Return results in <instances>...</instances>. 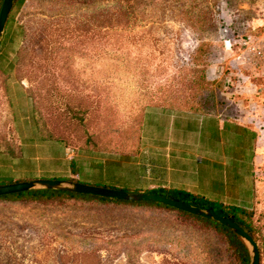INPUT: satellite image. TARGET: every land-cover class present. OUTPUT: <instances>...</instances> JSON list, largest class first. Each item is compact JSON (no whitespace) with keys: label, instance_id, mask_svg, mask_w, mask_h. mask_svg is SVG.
Returning a JSON list of instances; mask_svg holds the SVG:
<instances>
[{"label":"rangeland","instance_id":"obj_1","mask_svg":"<svg viewBox=\"0 0 264 264\" xmlns=\"http://www.w3.org/2000/svg\"><path fill=\"white\" fill-rule=\"evenodd\" d=\"M126 4L15 1L0 42V54L9 59V65L0 59V150L11 154L13 163L33 164L42 159L29 153L26 141L57 142L67 150L56 167L67 171L24 173L9 162L0 167V185L47 176L144 191L125 184L140 170L150 110L248 120L259 111L264 122V108L252 103L262 93L248 85L253 77L264 81V0H128L124 9ZM116 6L129 14L123 22L102 19L118 15ZM186 8L209 11L211 19L184 21ZM59 34L62 50L55 40ZM248 36L260 52L242 43ZM204 41L206 52L200 51ZM241 70L252 75L248 83ZM196 85L212 90L213 98L195 96ZM206 103L214 107L209 114L193 111ZM24 104L23 117L15 110ZM38 104L41 113L65 125L62 133L82 120L68 129L70 144L43 140ZM113 121L121 128L123 149L99 150L110 137L100 131ZM247 208L264 237V197ZM206 251L219 253L209 257ZM176 263L228 264V259L213 232L166 209L74 199L50 205L0 201V264Z\"/></svg>","mask_w":264,"mask_h":264},{"label":"crops","instance_id":"obj_2","mask_svg":"<svg viewBox=\"0 0 264 264\" xmlns=\"http://www.w3.org/2000/svg\"><path fill=\"white\" fill-rule=\"evenodd\" d=\"M0 59L9 65L7 56L0 54ZM256 87L262 94L252 103L256 109L264 108V84ZM18 102L20 105L22 100ZM19 107L15 111L24 117L27 106ZM249 118L150 110L145 118L140 170L125 186L144 191L181 189L242 207L258 203L264 197V122L259 111L256 115L251 112ZM27 131L34 133L31 125ZM25 144L41 162L29 164L15 159L13 163L8 157L13 158L11 154L0 150V167L10 162L16 171L24 173L65 170L56 167L57 160L66 159L67 148L60 143L30 140Z\"/></svg>","mask_w":264,"mask_h":264},{"label":"trees","instance_id":"obj_3","mask_svg":"<svg viewBox=\"0 0 264 264\" xmlns=\"http://www.w3.org/2000/svg\"><path fill=\"white\" fill-rule=\"evenodd\" d=\"M92 2H105V3H111V2H123L128 4V0H87ZM4 0H0V11ZM127 4L124 6H116L115 12L118 15H111L110 17H102V19L107 20L111 23V20L114 22L121 23L125 20L126 17H128V13L123 11L127 7ZM12 13L15 12L16 6ZM130 13V12H129ZM13 15V14H12ZM182 19L185 20H198L201 24L207 23L208 20L211 19V14L209 11L200 10L198 12H195L192 8H186L183 11H181ZM56 42L58 43L57 48L58 50H62V36L59 34L55 37ZM209 44L205 41L202 43V46L200 48V51L206 52L208 50ZM246 71L241 70L240 76L243 77L245 80V83L247 82V78H250L252 75L246 74ZM258 75L261 76V73L258 72ZM256 74V75H257ZM255 77H253L250 81H248V85L251 84L252 86H255V90L257 93V87L261 84H264V81L261 83L259 80H254ZM243 81V80H242ZM241 81L240 84L243 82ZM191 92V88H189ZM193 94L195 96L206 95L208 99H212L214 94L213 91L206 88V91H201L200 88L196 85L193 87ZM259 94V93H257ZM256 94V95H257ZM165 108L172 109L173 107L168 105ZM178 110L180 108L176 107ZM42 107H39V104L35 107V117L36 122L38 124L39 130L41 132L43 140H62L65 141L67 144H70V136L68 137L69 130H71L72 127L76 128L77 125H81L82 120L69 123L67 124V128L64 130V133H62V127L65 128V125H61L59 123H56L53 119L49 118L50 115H45L44 113H41ZM184 111H188L189 108H184ZM211 110H214L213 106H208L200 104L199 107H196V112H203L201 114H209ZM57 120H62L61 115L57 117ZM83 125V124H82ZM261 127L264 130V124L261 123ZM120 130L119 124L113 121V125L107 126L103 129H101L100 134L103 135H110L108 141L106 143H103L101 148H98L99 150H104L106 152H115L120 151L123 146V143L120 141ZM102 142V140H101ZM15 182V181H11ZM81 182V181H77ZM86 183V182H82ZM97 183V184H96ZM91 185H98L103 187H109V188H116L114 185H108L101 182H94V183H86ZM122 190H126L125 188H121ZM152 193H156L159 195H163L169 198L177 199L180 201H184L187 203H191L195 206L201 207L206 210L213 211L216 214L226 216L234 220L236 223H238L241 227H243L259 244H260V254H261V263H264V237L261 236L258 232V227L253 222L254 213L252 210L248 209L247 207H242L238 205H232V204H226L224 202L211 200L204 196L195 195L191 192L181 190V189H166V188H160L157 190L150 191ZM78 200V201H84V202H90V203H97V204H126L131 205L135 207H156V208H162L166 209L169 212H172L176 214L179 218H183L185 220H188L190 222H193V224L200 226L203 229H206L210 232H213L216 237L219 239L220 243L223 244L224 254L225 257L228 259V264H250L251 263V251L246 243V241L238 234L236 233L232 228L229 226L215 220L212 218H207L203 216H199L196 214H192L189 212H186L184 210H180L177 208H174L169 205H165L159 202L154 201H125V200H119L116 198H106L102 196L92 195V194H84V193H77V192H67V191H61L57 189H45V188H38V189H30L27 191L19 192V193H13L8 195H2L0 196V201H11V202H22V203H36V204H43V205H50L54 203H62L67 200ZM4 233V231L2 232ZM183 237V236H182ZM205 253H208L209 257H214L218 255L216 251H206ZM178 264V263H176Z\"/></svg>","mask_w":264,"mask_h":264},{"label":"water","instance_id":"obj_4","mask_svg":"<svg viewBox=\"0 0 264 264\" xmlns=\"http://www.w3.org/2000/svg\"><path fill=\"white\" fill-rule=\"evenodd\" d=\"M16 0H4L0 11V42L5 33L7 21L10 17ZM57 189L67 192H77L84 194H92L106 198H116L125 201H154L174 208L184 210L186 212L199 216L215 219L238 233L248 244L251 251V263L260 264V250L257 241L238 223L229 217L214 213L213 211L203 209L191 203L169 198L152 192L144 191H128L116 188H108L85 184L82 182H74L62 179L40 178L29 181L14 182L0 185V196L13 193H19L30 189Z\"/></svg>","mask_w":264,"mask_h":264},{"label":"built area","instance_id":"obj_5","mask_svg":"<svg viewBox=\"0 0 264 264\" xmlns=\"http://www.w3.org/2000/svg\"><path fill=\"white\" fill-rule=\"evenodd\" d=\"M252 38H253L252 36H248L246 39H244V40L242 41V43L245 44V45H247V48H248V49L253 50V51H255L256 53H258V52H260V51L257 50V47H256L254 41L252 40ZM254 45H255V46H254ZM261 52H263V54H264V50H262ZM69 150H70V149H69Z\"/></svg>","mask_w":264,"mask_h":264}]
</instances>
